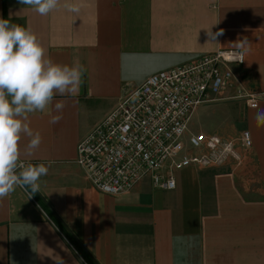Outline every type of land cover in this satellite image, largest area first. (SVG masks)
Returning <instances> with one entry per match:
<instances>
[{"label":"crops","instance_id":"obj_1","mask_svg":"<svg viewBox=\"0 0 264 264\" xmlns=\"http://www.w3.org/2000/svg\"><path fill=\"white\" fill-rule=\"evenodd\" d=\"M80 3L78 15L61 6L41 16L19 0H0V17L30 29L45 60L85 70L75 96L54 98L65 104L58 124L47 113L29 116L42 142L27 156L23 139L21 163H42L48 173L36 192L17 187L0 200V264H88L68 234L95 264H264V126L254 119L264 109V0ZM207 28L223 35L209 41ZM238 40L248 42L244 61L229 67L246 92L258 94L257 105L234 98V87L223 90L194 109L187 131L232 141L237 157L176 170L173 189L154 186L150 176L119 195L93 187L76 162L77 146L122 92L154 72L238 49Z\"/></svg>","mask_w":264,"mask_h":264},{"label":"built area","instance_id":"obj_2","mask_svg":"<svg viewBox=\"0 0 264 264\" xmlns=\"http://www.w3.org/2000/svg\"><path fill=\"white\" fill-rule=\"evenodd\" d=\"M240 49H219L147 76L122 92L119 103L77 146L76 162L93 187L111 195L131 190L146 176L154 186L175 188L176 170L190 165L221 164L237 157L234 144L217 135L189 134L196 107L235 88L234 98L255 107L258 94L246 92L230 65ZM241 141L250 146L249 133ZM192 149L193 152L188 151Z\"/></svg>","mask_w":264,"mask_h":264},{"label":"clouds","instance_id":"obj_3","mask_svg":"<svg viewBox=\"0 0 264 264\" xmlns=\"http://www.w3.org/2000/svg\"><path fill=\"white\" fill-rule=\"evenodd\" d=\"M19 3L41 16L61 6L75 15L81 11L80 0H19ZM207 29L209 41L223 35V29L217 32ZM247 43L238 40L233 47L244 49ZM243 60L242 54L233 58V62ZM84 71L79 65L45 60L44 48L30 29L0 17V200L17 187L39 190L38 182L47 175V166L21 163V141L27 140L23 146V154L27 156L34 155L42 142L40 133L30 126L29 116L47 113L49 123L58 124L65 104L54 98L75 96ZM254 119L257 126H264V109H258Z\"/></svg>","mask_w":264,"mask_h":264},{"label":"trees","instance_id":"obj_4","mask_svg":"<svg viewBox=\"0 0 264 264\" xmlns=\"http://www.w3.org/2000/svg\"><path fill=\"white\" fill-rule=\"evenodd\" d=\"M60 225V223H59ZM61 226V225H60ZM67 233V231H65ZM69 239L71 240V242L74 244L75 248L77 249V251L80 253V255L85 259V261L88 264H95L92 259L90 258L89 254L86 252V250L80 245V243L76 240H74L71 235H69Z\"/></svg>","mask_w":264,"mask_h":264},{"label":"rangeland","instance_id":"obj_5","mask_svg":"<svg viewBox=\"0 0 264 264\" xmlns=\"http://www.w3.org/2000/svg\"><path fill=\"white\" fill-rule=\"evenodd\" d=\"M193 114V113H192ZM199 115V113H196V114H193L192 115V121L194 122L195 120H196V117ZM188 151H191V152H193V150L190 148V149H188Z\"/></svg>","mask_w":264,"mask_h":264},{"label":"water","instance_id":"obj_6","mask_svg":"<svg viewBox=\"0 0 264 264\" xmlns=\"http://www.w3.org/2000/svg\"><path fill=\"white\" fill-rule=\"evenodd\" d=\"M44 202H45V200H44ZM50 210L54 213V215L58 218V220L64 225V227L65 228H67L66 226H65V224L62 222V220L59 218V216L50 208ZM71 234H72V232L71 231H69Z\"/></svg>","mask_w":264,"mask_h":264}]
</instances>
